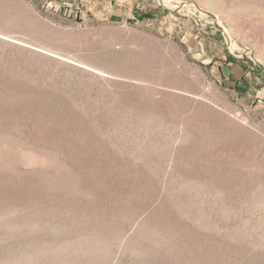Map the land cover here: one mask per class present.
I'll use <instances>...</instances> for the list:
<instances>
[{
	"label": "rangeland",
	"instance_id": "obj_1",
	"mask_svg": "<svg viewBox=\"0 0 264 264\" xmlns=\"http://www.w3.org/2000/svg\"><path fill=\"white\" fill-rule=\"evenodd\" d=\"M0 264H264V0H0Z\"/></svg>",
	"mask_w": 264,
	"mask_h": 264
}]
</instances>
